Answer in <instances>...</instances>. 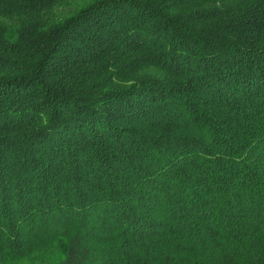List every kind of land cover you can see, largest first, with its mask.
Returning <instances> with one entry per match:
<instances>
[{
    "label": "trees",
    "instance_id": "1",
    "mask_svg": "<svg viewBox=\"0 0 264 264\" xmlns=\"http://www.w3.org/2000/svg\"><path fill=\"white\" fill-rule=\"evenodd\" d=\"M0 264H264V0H0Z\"/></svg>",
    "mask_w": 264,
    "mask_h": 264
},
{
    "label": "clouds",
    "instance_id": "2",
    "mask_svg": "<svg viewBox=\"0 0 264 264\" xmlns=\"http://www.w3.org/2000/svg\"><path fill=\"white\" fill-rule=\"evenodd\" d=\"M37 124L41 127H47L50 124V117L46 111L41 112Z\"/></svg>",
    "mask_w": 264,
    "mask_h": 264
}]
</instances>
